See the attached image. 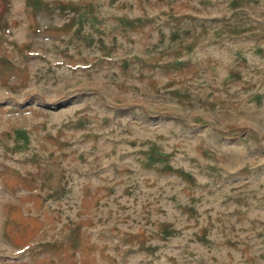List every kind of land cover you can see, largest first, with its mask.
<instances>
[{"label": "rangeland", "instance_id": "374dc122", "mask_svg": "<svg viewBox=\"0 0 264 264\" xmlns=\"http://www.w3.org/2000/svg\"><path fill=\"white\" fill-rule=\"evenodd\" d=\"M0 264H264V0H0Z\"/></svg>", "mask_w": 264, "mask_h": 264}]
</instances>
